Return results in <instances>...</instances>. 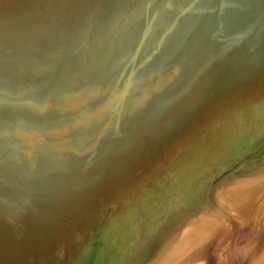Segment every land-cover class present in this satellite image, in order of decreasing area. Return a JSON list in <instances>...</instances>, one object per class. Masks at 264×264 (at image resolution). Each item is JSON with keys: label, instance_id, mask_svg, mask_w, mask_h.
I'll return each mask as SVG.
<instances>
[{"label": "water", "instance_id": "1", "mask_svg": "<svg viewBox=\"0 0 264 264\" xmlns=\"http://www.w3.org/2000/svg\"><path fill=\"white\" fill-rule=\"evenodd\" d=\"M258 182L264 0H0V264H162Z\"/></svg>", "mask_w": 264, "mask_h": 264}, {"label": "bare ground", "instance_id": "2", "mask_svg": "<svg viewBox=\"0 0 264 264\" xmlns=\"http://www.w3.org/2000/svg\"><path fill=\"white\" fill-rule=\"evenodd\" d=\"M251 195L262 198L263 200L260 201L259 199H256L253 202L251 207L248 209L249 216L242 218L233 216L230 213V210L232 211V207H234L236 213L241 212L243 209L241 206L242 201L247 196ZM227 204L230 205V209ZM257 210H259V214H257ZM263 215L264 182H258V184L250 185L249 188L241 191L235 196H226V206L225 208H222V212L220 214H216L211 217H203L189 222L186 229L183 231L180 240L177 242L175 252H171L168 256H166L163 259L162 264H206L207 256L211 255L213 249L215 248H219V251L222 253L221 256L232 260L234 262L233 264H246V253H249L252 249L256 248L255 243H264H260L259 239L251 240L249 237L246 238L244 243L240 245L241 247L237 251V256L226 254L223 247V243L228 237L227 232L224 231V229H226L225 224L228 225V229L233 228L231 223L228 221L230 218L233 222L239 221L243 222V224L247 226L259 227L258 222ZM214 258L217 259V251L214 254ZM217 264H220V259L217 261Z\"/></svg>", "mask_w": 264, "mask_h": 264}]
</instances>
